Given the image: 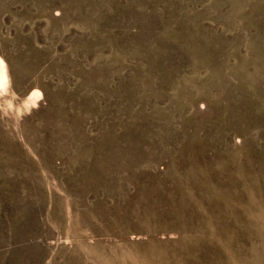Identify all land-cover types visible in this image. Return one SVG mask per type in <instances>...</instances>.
<instances>
[{
    "label": "rangeland",
    "instance_id": "rangeland-1",
    "mask_svg": "<svg viewBox=\"0 0 264 264\" xmlns=\"http://www.w3.org/2000/svg\"><path fill=\"white\" fill-rule=\"evenodd\" d=\"M0 57V264H264V0H0Z\"/></svg>",
    "mask_w": 264,
    "mask_h": 264
},
{
    "label": "bare ground",
    "instance_id": "bare-ground-1",
    "mask_svg": "<svg viewBox=\"0 0 264 264\" xmlns=\"http://www.w3.org/2000/svg\"><path fill=\"white\" fill-rule=\"evenodd\" d=\"M7 79H8V75H7L6 63L3 60V58L0 57V88L5 87V85L7 84Z\"/></svg>",
    "mask_w": 264,
    "mask_h": 264
}]
</instances>
